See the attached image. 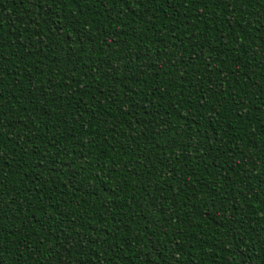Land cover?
Wrapping results in <instances>:
<instances>
[{"label":"trees","instance_id":"trees-1","mask_svg":"<svg viewBox=\"0 0 264 264\" xmlns=\"http://www.w3.org/2000/svg\"><path fill=\"white\" fill-rule=\"evenodd\" d=\"M0 264H264V0H0Z\"/></svg>","mask_w":264,"mask_h":264}]
</instances>
